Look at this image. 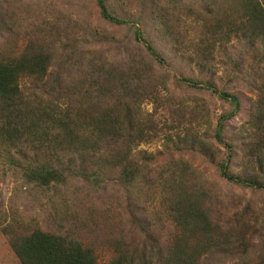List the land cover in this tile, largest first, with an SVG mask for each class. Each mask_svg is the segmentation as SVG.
Masks as SVG:
<instances>
[{
	"label": "trees",
	"instance_id": "1",
	"mask_svg": "<svg viewBox=\"0 0 264 264\" xmlns=\"http://www.w3.org/2000/svg\"><path fill=\"white\" fill-rule=\"evenodd\" d=\"M161 1L156 28L164 27L173 48L186 52L198 71L176 76V83L232 106L215 117L216 123L208 113L204 116L201 105L206 100L167 105L171 100L162 93L165 78L157 73L167 56L136 23L112 9L109 0H97L102 18L130 25L135 41L129 35L128 42L116 35L107 39L108 32L102 40H117L121 51L134 48L126 53L130 60L86 52L56 21L44 18L42 25L20 0H0V41L5 40L0 43L1 163L21 168L26 184L50 199L67 185L139 192L151 184L161 193L143 202L127 197L122 202L121 191L116 196L115 211L102 217V251L112 252L106 262L100 261L95 245L66 223L52 230L28 223L32 227L23 231L0 224L22 264H203L205 258L210 264H238L225 262L249 253L252 239L246 233L262 226L258 217L249 218L255 208L252 200L245 203L243 197L235 216L224 223L214 203L218 186L209 187L205 171L193 159L214 166L230 185L264 193V0ZM120 3L126 5L125 0ZM142 42L145 46L136 45ZM247 44L255 47L253 60L244 56ZM220 66L230 85L241 73L257 77L251 84L256 97H251L247 119L238 127L233 122L244 109L240 95L212 83ZM147 101L164 108L172 121L164 142L169 158L161 162L163 152L140 148L158 132L154 115L163 118L157 112L143 118L141 107ZM28 148L35 151L32 158ZM156 199L158 207L147 208ZM127 230L139 231L143 239L129 238ZM259 249L251 264H264Z\"/></svg>",
	"mask_w": 264,
	"mask_h": 264
},
{
	"label": "rangeland",
	"instance_id": "2",
	"mask_svg": "<svg viewBox=\"0 0 264 264\" xmlns=\"http://www.w3.org/2000/svg\"><path fill=\"white\" fill-rule=\"evenodd\" d=\"M125 1V6L120 3V0H109V5L112 9L118 13H122L123 16L129 19L131 24L136 23L137 26L145 32V35L168 58L163 67L157 69V73L159 74L158 77L165 78L164 85H162V93L167 99L171 100H168L167 105L178 107L185 101L196 99L197 101L205 103L206 100L207 104L201 105L204 107V116L208 113L211 117H214L212 118L214 123H216L217 118L215 117H217V115L219 116V114L232 110V106H230L229 103L221 100L217 96L210 95L207 92L185 89L176 83V76L181 78L182 75H198V71L196 70V67L191 64L186 52L176 50L178 49L176 45L175 48H173L162 31L164 27L161 25V28H156V21L161 24V21L158 18V10L163 8L162 1ZM20 2L26 4L32 14L35 15L36 12L39 15L38 17L29 15L30 17H33L40 22L41 19L44 20V18L56 21L61 27V30L67 28L71 32L72 37L78 40L86 52L98 50L104 52L111 58L122 56L119 60L122 61L124 59H131L128 57L129 55L126 54L127 51L131 54L135 51L131 46H129V50L124 49L121 51L118 43H116L117 40L128 42L129 37L127 35L133 37L131 32L134 30H129L130 25L121 27L104 20L100 14L97 0H20ZM32 21L33 20H31V22ZM42 25L44 24L42 23ZM36 29H38V27ZM32 31L34 32L35 30ZM107 32V39L110 35L114 37L116 35L117 40L109 42L102 40V36L104 37V34ZM4 41L5 40L3 39L0 43H3ZM136 45L145 46L143 42L140 44L136 43ZM236 46L238 47L237 43L233 46L234 49ZM233 51L234 50L232 49L229 54L231 55ZM238 51L243 52V48H240L239 46ZM254 51L255 47L253 49L251 44L244 46V56L247 59L253 60ZM135 55L136 54H133V56ZM148 59L151 60L152 57H148ZM155 65L158 64L155 62ZM208 76L209 75H206L205 77ZM71 77L73 76L71 75ZM234 77H236V80L230 85L225 70L220 66L212 77V83L218 88L227 87L229 90L240 95L244 104V109L233 122L236 127H238L239 124L247 119L246 115L251 106V97H256L255 87L252 88L251 84L256 82L257 77L255 74L252 77H249L247 73H241ZM156 105V103L150 101L142 104L141 112L144 119L149 118V114L156 112L159 114L161 113L163 118L161 119L157 114L154 115L156 121L159 122L157 127L158 132L154 134V138L151 139L149 143L143 144L140 148L150 154L154 152H163L164 154L159 157V162H161L169 158V153L167 152L168 149L164 146V142L166 141V137H168L167 134H169L172 128V121L167 111L162 107H156ZM161 129H164L167 133ZM28 149V157L32 158L35 151L31 148ZM16 155L19 156L18 154ZM175 155L192 157L189 154L176 153ZM138 159L140 160L139 153ZM193 160L195 165L200 168L201 172L205 171L203 175L204 178L209 181V187L212 188L214 186L215 189L218 186L215 193L216 198L214 203L218 212L222 213L220 215H222L224 223L227 219H230L229 217L232 218L235 216L241 206L243 197L246 199L245 203L252 200L251 203L255 208H252L254 211L249 215V218L253 216L258 217L262 226L258 229L252 228L246 233L248 239H252V243L250 242L249 244V253L246 257H236L225 262L230 263V261H234L238 264H246L250 261L251 264L254 259H257V257L260 256V253L258 252L259 248H262L264 252V193H259L258 195L249 189H242L237 185H230L215 173L217 171L214 166L206 162L204 163V160L200 157H196ZM237 163L238 161L236 160L234 168L238 171L239 168L236 166ZM21 170L22 169L19 167L11 166L7 163L3 164L0 160V224H2V226L11 224L15 227L14 229L23 231L26 228L32 227L29 226L28 223L42 226L49 230L66 223L67 227L78 229V232L86 243H91L97 247L101 262L108 261L112 253L109 248L108 250L103 249L102 251V248L105 246L102 239L104 238L103 235L106 233L103 230L106 224L103 223L102 217L115 211V207L119 201L116 196L119 195L120 191L124 195L122 202L124 197H127L134 202H140V200L143 202L145 199H150V194H153L155 198L157 193L158 196H161L160 191L156 190V187L151 184H145L144 189L139 192H137L138 190L127 192L120 186H112L99 192L95 188L81 187V190H78L75 186L67 185L63 187H69L68 189H64L59 193H54L53 199H50L49 196L43 195L41 190L34 184H26L22 177ZM204 178H201L200 176V181ZM48 194H50V192H48ZM147 204V208L154 209L158 207L157 199L148 202ZM120 210L122 212L124 211L123 208ZM122 215L127 216L126 212H123ZM114 217H116V214ZM110 223H113V219ZM1 227L0 263L22 264L14 252L8 237L1 230ZM114 233L112 232L109 238L113 237ZM125 233L129 238L134 237L138 238V240L143 239L142 234L137 230H127ZM138 240L136 242H138ZM253 243L255 244L252 247ZM256 244H258L257 248H255ZM209 261L210 259L205 258L203 264H210Z\"/></svg>",
	"mask_w": 264,
	"mask_h": 264
}]
</instances>
